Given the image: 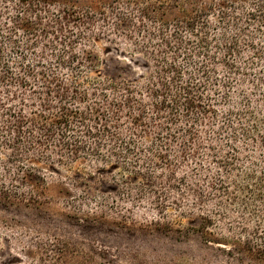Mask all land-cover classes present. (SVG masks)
<instances>
[{"label": "trees", "instance_id": "16d2710c", "mask_svg": "<svg viewBox=\"0 0 264 264\" xmlns=\"http://www.w3.org/2000/svg\"><path fill=\"white\" fill-rule=\"evenodd\" d=\"M106 7L0 0V160L16 175L38 160L115 162L136 178L117 189L157 210L177 204L166 190H188L196 251L264 264V0H140L133 21L119 10L114 34L141 70L99 69L89 32Z\"/></svg>", "mask_w": 264, "mask_h": 264}, {"label": "rangeland", "instance_id": "374dc122", "mask_svg": "<svg viewBox=\"0 0 264 264\" xmlns=\"http://www.w3.org/2000/svg\"><path fill=\"white\" fill-rule=\"evenodd\" d=\"M139 1L101 0L113 7L103 9L89 32L90 49L102 59L99 69L146 65L142 55H127L125 40L114 34L116 26L127 23L117 12L125 10L133 21ZM31 163L39 172L16 175L13 165L5 167L0 160V264H165L183 253L202 264L250 261L227 257L222 244L196 251L194 233L186 241L185 228H197L200 214L188 190L180 195L166 190L163 197L177 204L157 210L145 198L135 201L134 192L117 189L116 184L136 178L121 176L115 162L103 166L79 159L70 163V171L55 162ZM11 183L22 185L14 189ZM218 231L225 232L223 224Z\"/></svg>", "mask_w": 264, "mask_h": 264}]
</instances>
